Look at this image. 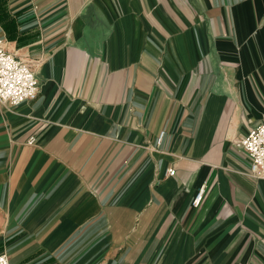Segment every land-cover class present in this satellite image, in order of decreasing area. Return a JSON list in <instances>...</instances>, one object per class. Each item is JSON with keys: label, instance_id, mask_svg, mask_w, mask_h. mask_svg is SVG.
I'll return each instance as SVG.
<instances>
[{"label": "crops", "instance_id": "1", "mask_svg": "<svg viewBox=\"0 0 264 264\" xmlns=\"http://www.w3.org/2000/svg\"><path fill=\"white\" fill-rule=\"evenodd\" d=\"M0 37L40 84L0 103L12 263L264 264V0H0Z\"/></svg>", "mask_w": 264, "mask_h": 264}, {"label": "built area", "instance_id": "2", "mask_svg": "<svg viewBox=\"0 0 264 264\" xmlns=\"http://www.w3.org/2000/svg\"><path fill=\"white\" fill-rule=\"evenodd\" d=\"M40 89L35 65L27 59L18 56L7 47V40L0 37V103L11 107L33 100ZM164 132L160 133V138ZM34 137L30 138V142ZM238 144L248 152L251 160L250 174L255 178H264V122L250 128ZM174 174L173 168L169 169ZM204 188L197 192L193 205L198 206L203 198ZM0 261L14 264L5 252H0Z\"/></svg>", "mask_w": 264, "mask_h": 264}, {"label": "clouds", "instance_id": "3", "mask_svg": "<svg viewBox=\"0 0 264 264\" xmlns=\"http://www.w3.org/2000/svg\"><path fill=\"white\" fill-rule=\"evenodd\" d=\"M0 264H6V262L0 261Z\"/></svg>", "mask_w": 264, "mask_h": 264}]
</instances>
